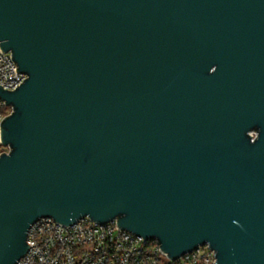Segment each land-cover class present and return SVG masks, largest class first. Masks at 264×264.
<instances>
[{
    "label": "water",
    "instance_id": "water-1",
    "mask_svg": "<svg viewBox=\"0 0 264 264\" xmlns=\"http://www.w3.org/2000/svg\"><path fill=\"white\" fill-rule=\"evenodd\" d=\"M0 43V264L48 216L264 264V0H0Z\"/></svg>",
    "mask_w": 264,
    "mask_h": 264
},
{
    "label": "built area",
    "instance_id": "built-area-1",
    "mask_svg": "<svg viewBox=\"0 0 264 264\" xmlns=\"http://www.w3.org/2000/svg\"><path fill=\"white\" fill-rule=\"evenodd\" d=\"M16 65L12 52L4 51L0 43V87L12 90L27 78ZM11 112L12 107L0 99V155L10 151L2 141L1 124ZM28 244L15 264H217L209 244L173 259L156 238L124 230L116 219L103 223L89 216L69 225L41 217L29 230Z\"/></svg>",
    "mask_w": 264,
    "mask_h": 264
}]
</instances>
